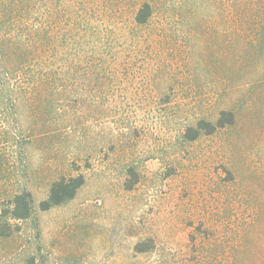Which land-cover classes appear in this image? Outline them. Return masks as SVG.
Instances as JSON below:
<instances>
[{"label":"rangeland","instance_id":"obj_1","mask_svg":"<svg viewBox=\"0 0 264 264\" xmlns=\"http://www.w3.org/2000/svg\"><path fill=\"white\" fill-rule=\"evenodd\" d=\"M142 1L0 0V264H264V0Z\"/></svg>","mask_w":264,"mask_h":264},{"label":"trees","instance_id":"obj_2","mask_svg":"<svg viewBox=\"0 0 264 264\" xmlns=\"http://www.w3.org/2000/svg\"><path fill=\"white\" fill-rule=\"evenodd\" d=\"M154 6L148 0L142 1L137 8L134 19L138 24L146 23L152 15ZM235 114L232 110L221 109L214 121L206 118H199L194 126L187 127L185 136L188 139L195 138L198 134H210L217 128L224 127L234 121ZM84 183V176L77 174L74 176H61L54 180L48 189L46 198L40 200L37 207L34 203L32 192L28 189H21L13 195L8 203L0 211V234L7 235L11 232L12 223L10 220L27 219L37 210L46 211L52 207L61 206L71 200ZM133 181L127 185L130 188Z\"/></svg>","mask_w":264,"mask_h":264}]
</instances>
